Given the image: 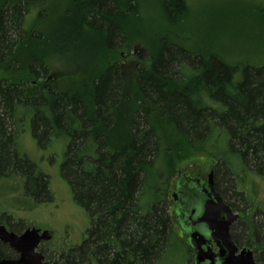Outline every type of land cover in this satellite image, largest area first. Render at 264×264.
I'll return each instance as SVG.
<instances>
[{
  "label": "trees",
  "instance_id": "1",
  "mask_svg": "<svg viewBox=\"0 0 264 264\" xmlns=\"http://www.w3.org/2000/svg\"><path fill=\"white\" fill-rule=\"evenodd\" d=\"M163 1L171 21L186 10L184 0ZM47 2L0 0V186L34 206L50 201L49 176L17 137L29 131L41 148L55 138L66 141L60 172L90 224L80 244L58 253L61 263L174 264L173 245L189 252L164 186L175 161L188 156L215 160L214 175L225 182L221 189L215 181L216 189L230 206V196L243 206L233 238L264 261V205L251 200L254 178L264 181V65L244 67L236 80V67L212 54L194 61L180 47L170 51L164 35L148 66L129 67L120 51L133 34L115 18L128 11L138 19L135 5L68 0L62 32L25 29L30 12L48 20ZM95 19L108 24L107 32H77ZM62 56L65 63H57ZM0 216L11 229L29 227ZM11 254L0 243V256Z\"/></svg>",
  "mask_w": 264,
  "mask_h": 264
},
{
  "label": "rangeland",
  "instance_id": "2",
  "mask_svg": "<svg viewBox=\"0 0 264 264\" xmlns=\"http://www.w3.org/2000/svg\"><path fill=\"white\" fill-rule=\"evenodd\" d=\"M120 1L124 2V0ZM125 1L135 5L138 14V19L128 11V15L122 20L120 16L115 18L117 25L124 26L127 33L133 34L134 40L129 47H124L120 51L122 62L129 67L134 63L136 66L139 63L148 66L149 58L155 52L156 41L164 35L163 38L168 40L170 51L180 47L187 52L186 55L191 60H194L195 55L212 54L226 64L236 67V80L241 78L244 67L264 65V0H184L186 10L175 22L168 19L163 0ZM47 4H51V16L48 20L38 17L34 11L30 12L26 16L25 29H47L48 31V28L55 27L57 28L55 32H62L59 28L61 26L59 18L62 11L67 8L68 0H48ZM76 18L73 16L71 19L75 21ZM100 21L103 20L95 19L91 25H88L90 27L77 32H107L105 27L108 24L100 27ZM110 30H115L114 24L110 25ZM138 32L148 36L147 41L144 42L141 37L135 36ZM150 37L151 41H149ZM127 57L132 61L129 62ZM60 58L57 63H65L66 57ZM17 140L22 149L36 160L38 168L49 176V187L53 197L48 202L36 203L34 206L32 199L16 197L18 194L16 190L6 195L4 187L0 186V214L3 211L7 216L23 220V225L26 223L29 224L28 226L48 230L52 235L51 239L41 243L37 250L44 256L46 262L62 264L58 259V253L65 251L68 246L80 244L90 224L88 215L74 201L69 184L60 172L66 141L63 138H55L49 145L41 148L29 131L19 133ZM159 164L157 162L154 166L161 169ZM211 169L215 170V160L210 157L188 156L175 161L174 172L168 178V184L164 185L172 222H174L172 193L177 173L181 171L207 177ZM214 180L217 181L219 188L225 184L221 175L217 174L216 177L214 175ZM2 182L9 188L14 186L12 181ZM253 186L251 200L263 206L264 181L261 178H254ZM228 198L235 204L234 207L231 206L233 210L241 214L240 210L243 208L241 202L231 196ZM223 199L225 200L224 196ZM19 206L24 208L19 209ZM243 212L247 210L243 209ZM0 221L9 228L4 217L0 216ZM26 228L27 226L21 227V230L9 229L20 233ZM178 232L181 236L183 235L179 228ZM240 244V246H247L244 242ZM178 247L181 249L180 245L175 244L170 250L171 256L174 257V264H187L191 260L192 253L187 250L182 252ZM247 247L254 256L257 254L253 247ZM173 252L178 255H174ZM260 263L264 264V261Z\"/></svg>",
  "mask_w": 264,
  "mask_h": 264
},
{
  "label": "water",
  "instance_id": "3",
  "mask_svg": "<svg viewBox=\"0 0 264 264\" xmlns=\"http://www.w3.org/2000/svg\"><path fill=\"white\" fill-rule=\"evenodd\" d=\"M179 173L181 176L183 172L179 171ZM190 178L192 177L188 176L187 179L190 180ZM192 181L196 187L193 194L186 193L183 187H178L173 191L172 197L177 205L175 211L180 223L186 217L192 222V226L201 225L204 231H207L208 239L196 230V227H189L191 231L188 237L189 244L197 248L195 264H201L204 261L207 264H261L255 260L249 248L238 251L235 246L229 234V226L239 218V215L223 201L216 189L214 170L209 171L204 187L197 184L199 179L192 178ZM180 214H184L183 217H185H181ZM51 237L48 230H41L34 226H29L17 234L7 230L6 226L0 223V240L7 243L19 255L14 259L2 258L0 264H51L45 262L44 256L37 250L41 243L50 240ZM210 241L216 242L219 247L218 252H211L209 247L204 248Z\"/></svg>",
  "mask_w": 264,
  "mask_h": 264
},
{
  "label": "flooded vegetation",
  "instance_id": "4",
  "mask_svg": "<svg viewBox=\"0 0 264 264\" xmlns=\"http://www.w3.org/2000/svg\"><path fill=\"white\" fill-rule=\"evenodd\" d=\"M188 176L189 177H192V178H195V179H199V182H197V184L198 185H200V186H202V187H204L205 185V180H206V178L207 177H201L200 175H193L192 173H187V172H183L182 173V175L180 176V173L178 172L177 173V180H176V183H175V187H174V190L175 189H177L178 187H183L184 188V190L186 191V193H191V194H193V192L195 191V189H196V187H195V185L192 183L193 181H192V178H190V180H188L187 178H188ZM215 181V180H214ZM190 185V186H189ZM216 187V186H215ZM184 191V192H185ZM220 193V192H219ZM221 194V193H220ZM221 197H222V199H223V196L221 195ZM223 201L224 202H226L224 199H223ZM173 203H174V222H173V224L175 225V227H176V231H177V234H178V236L185 242V244L187 245V247L189 248V252L190 253H192L191 254V260H190V262H192V264H195V255H196V253H197V248H194L193 246H191L190 244H189V241H188V237H189V235H190V233H191V231H190V229H189V227H193V228H195L196 227V230H198L199 232H201L202 234H204L206 237H207V239H208V234H207V231H204V228L201 226V225H193L192 226V222L188 219V218H186L185 216V218L183 217V215L184 214H180V216L181 217H183L184 218V220L180 223L179 222V220L177 219V217H178V214L176 213V208H177V205L175 204V201H174V199H173ZM227 203V202H226ZM228 204V203H227ZM229 205V204H228ZM230 206V205H229ZM230 208H231V210L233 211V212H235L234 210H233V208L230 206ZM235 213H237V212H235ZM238 215H239V218L241 217V214H239V213H237ZM238 218V219H239ZM238 219H236L233 223H231L230 224V226H229V234L231 235V237H232V240H233V242H234V244H235V246L237 247V249H238V251H240L241 249H243V248H249V247H247V246H240L241 244L240 243H237L235 240H234V238H233V235H232V228H233V225L235 224V222L238 220ZM0 223L1 224H3L1 221H0ZM4 225V224H3ZM6 226V225H5ZM6 228H7V230H9V231H13V230H11V229H9L7 226H6ZM178 228L181 230V232H182V236H181V234H180V232H178ZM13 232H15V231H13ZM15 233H17V234H20V233H18V232H15ZM0 243H2V244H4V245H6L12 252H13V254H11V256H6V257H2V256H0V259H2V258H17L19 255L15 252V251H13L11 248H10V246L7 244V243H4L3 241H1L0 240ZM246 245V244H245ZM207 247H209V250L211 251V252H218V250H219V247L217 246V244H216V242H214V241H210V243H206L205 244V246H204V248H207ZM250 249V248H249ZM206 250V249H205ZM238 251H237V253H238ZM254 255V254H253ZM254 258H255V260L257 261V259H256V256H254ZM44 261H45V259H44ZM46 262V261H45ZM48 263V262H47ZM260 263V262H259ZM201 264H207V262H203V263H201Z\"/></svg>",
  "mask_w": 264,
  "mask_h": 264
}]
</instances>
